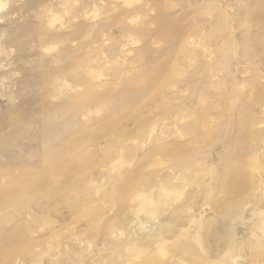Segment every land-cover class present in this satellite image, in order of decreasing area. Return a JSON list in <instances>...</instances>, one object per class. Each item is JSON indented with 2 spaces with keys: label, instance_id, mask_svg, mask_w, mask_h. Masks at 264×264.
<instances>
[{
  "label": "rangeland",
  "instance_id": "obj_1",
  "mask_svg": "<svg viewBox=\"0 0 264 264\" xmlns=\"http://www.w3.org/2000/svg\"><path fill=\"white\" fill-rule=\"evenodd\" d=\"M263 16L0 0V264H264Z\"/></svg>",
  "mask_w": 264,
  "mask_h": 264
},
{
  "label": "bare ground",
  "instance_id": "obj_2",
  "mask_svg": "<svg viewBox=\"0 0 264 264\" xmlns=\"http://www.w3.org/2000/svg\"><path fill=\"white\" fill-rule=\"evenodd\" d=\"M259 14V13H258ZM259 15H261V14H259ZM260 17V16H259ZM262 18H264V16L262 17Z\"/></svg>",
  "mask_w": 264,
  "mask_h": 264
}]
</instances>
